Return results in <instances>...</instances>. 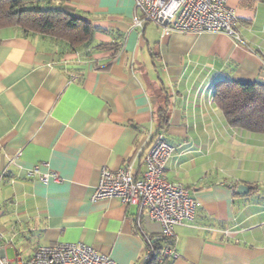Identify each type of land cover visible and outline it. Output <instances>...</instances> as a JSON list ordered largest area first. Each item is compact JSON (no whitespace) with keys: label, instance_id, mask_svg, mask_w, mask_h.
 Segmentation results:
<instances>
[{"label":"crops","instance_id":"1","mask_svg":"<svg viewBox=\"0 0 264 264\" xmlns=\"http://www.w3.org/2000/svg\"><path fill=\"white\" fill-rule=\"evenodd\" d=\"M96 31L87 49L0 29V257L82 243L117 264H145L160 224L118 199L92 201L105 168L139 179L158 133L176 153L164 175L196 203L167 264H264V135L232 128L215 104L224 81L264 82V0H229L240 41L134 27V0H41ZM106 46V47H99ZM19 156V157H18ZM47 164L60 183L27 178ZM44 171V169H43ZM249 194L238 195L240 186Z\"/></svg>","mask_w":264,"mask_h":264},{"label":"built area","instance_id":"2","mask_svg":"<svg viewBox=\"0 0 264 264\" xmlns=\"http://www.w3.org/2000/svg\"><path fill=\"white\" fill-rule=\"evenodd\" d=\"M134 3L141 18H136L133 25L141 31L148 25L165 33L224 34L236 41L241 40L238 17L229 6V0H134ZM175 153L176 148L159 135L145 157L146 171L141 178L133 177L131 166L115 172L103 168L92 196L93 202L118 199L124 206L136 208L138 224L145 217L160 224L158 236L144 239L145 262L155 257V244L163 241L166 244L161 261L176 259L178 253L173 249L176 228L195 218L197 206L190 192L181 184L165 179V168ZM26 176L42 184L61 182L59 175L47 164L34 166ZM0 264L117 263L89 246L74 243L40 247L26 261H9L0 257Z\"/></svg>","mask_w":264,"mask_h":264},{"label":"trees","instance_id":"3","mask_svg":"<svg viewBox=\"0 0 264 264\" xmlns=\"http://www.w3.org/2000/svg\"><path fill=\"white\" fill-rule=\"evenodd\" d=\"M16 28L25 39L48 37L64 42L72 51L87 49L96 29L87 21L74 17L68 8H44L41 0H0V29ZM106 47V46H99ZM215 104L232 128L264 135V82H221ZM158 133L151 144L169 124V102L156 113ZM165 241L155 244V257L145 264H167L161 261Z\"/></svg>","mask_w":264,"mask_h":264},{"label":"water","instance_id":"4","mask_svg":"<svg viewBox=\"0 0 264 264\" xmlns=\"http://www.w3.org/2000/svg\"><path fill=\"white\" fill-rule=\"evenodd\" d=\"M249 188H247L246 186H240V187H238V190H237V194L238 195H247V194H249Z\"/></svg>","mask_w":264,"mask_h":264}]
</instances>
